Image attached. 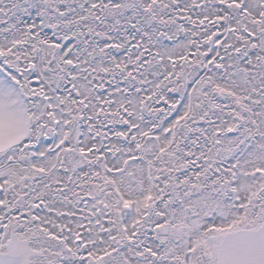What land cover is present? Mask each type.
Here are the masks:
<instances>
[{
    "label": "snow or ice",
    "instance_id": "snow-or-ice-1",
    "mask_svg": "<svg viewBox=\"0 0 264 264\" xmlns=\"http://www.w3.org/2000/svg\"><path fill=\"white\" fill-rule=\"evenodd\" d=\"M0 264H264V0H0Z\"/></svg>",
    "mask_w": 264,
    "mask_h": 264
}]
</instances>
